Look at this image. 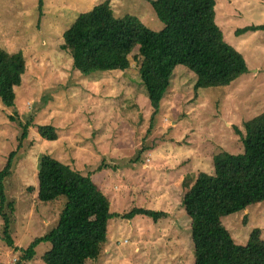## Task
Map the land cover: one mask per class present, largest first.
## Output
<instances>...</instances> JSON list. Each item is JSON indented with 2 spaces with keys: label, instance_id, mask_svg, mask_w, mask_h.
<instances>
[{
  "label": "rangeland",
  "instance_id": "374dc122",
  "mask_svg": "<svg viewBox=\"0 0 264 264\" xmlns=\"http://www.w3.org/2000/svg\"><path fill=\"white\" fill-rule=\"evenodd\" d=\"M104 2L111 3L118 19L132 16L153 32L165 29L147 0H0V47L26 59L14 108L0 100V173L17 152L5 183L8 201L15 205V244L4 240L0 216V264H16L20 250L59 222L67 199H37L43 156L90 176L111 214L145 209L169 215L158 222L144 215L108 219L102 256L87 264H194L184 196L200 174L214 176L215 156L243 153L235 128L245 135V124L264 113V30L237 35L264 26V0H216V24L244 56L248 71L227 87L196 91V75L178 66L157 115L134 58L139 47L127 70L89 75L74 69L72 56L62 48L64 33ZM27 124L31 128L21 140V125ZM45 126L55 129L58 140L40 137L38 128ZM222 223L239 245H246L255 229L264 240V202L225 216ZM50 246L41 242L35 258L22 264H44Z\"/></svg>",
  "mask_w": 264,
  "mask_h": 264
},
{
  "label": "trees",
  "instance_id": "16d2710c",
  "mask_svg": "<svg viewBox=\"0 0 264 264\" xmlns=\"http://www.w3.org/2000/svg\"><path fill=\"white\" fill-rule=\"evenodd\" d=\"M165 25L153 32L136 17L118 19L112 5L104 2L82 14L64 33L62 48L73 59L74 69L84 75L97 71H125L134 56L140 66L142 83L157 115L173 84L178 66L192 71L195 90L222 88L248 71L244 56L225 41L216 24V0H147ZM41 3V2H40ZM264 26L237 31L241 36L263 31ZM26 59L0 47V100L5 108L15 105V88L22 84ZM13 120V119H12ZM26 139L31 124L21 125ZM241 137L243 153H221L214 157V176L200 174L184 196V208L191 220L194 264H264V240L260 229L251 231L246 245L237 244L222 223V218L243 213L264 202V113L247 122ZM47 142L58 140L53 127H39ZM17 152L10 155L0 173V216L2 234L9 246L14 202L8 201L5 183L12 174ZM37 199L52 203L65 197L59 222L43 237L36 238L16 264L32 261L36 247L49 242L44 264H87L99 260L107 237V220H128L144 215L156 222L169 215L162 211L134 209L127 214L109 213L107 199L90 176H83L70 166L43 156L38 169ZM28 191H34L30 188Z\"/></svg>",
  "mask_w": 264,
  "mask_h": 264
},
{
  "label": "crops",
  "instance_id": "0c3cea01",
  "mask_svg": "<svg viewBox=\"0 0 264 264\" xmlns=\"http://www.w3.org/2000/svg\"><path fill=\"white\" fill-rule=\"evenodd\" d=\"M98 187H100L99 185H97ZM101 188V187H100Z\"/></svg>",
  "mask_w": 264,
  "mask_h": 264
}]
</instances>
